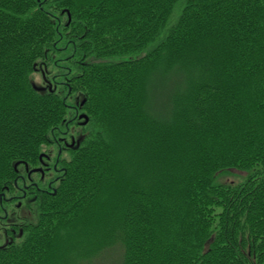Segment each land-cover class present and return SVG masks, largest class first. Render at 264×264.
Instances as JSON below:
<instances>
[{"label":"trees","instance_id":"obj_1","mask_svg":"<svg viewBox=\"0 0 264 264\" xmlns=\"http://www.w3.org/2000/svg\"><path fill=\"white\" fill-rule=\"evenodd\" d=\"M34 4V0H0V131L8 132V118H12L14 115L20 118L17 121L19 120L22 124L21 114L25 110H10L18 102L29 100L28 105L33 106L31 103L37 105L34 111H26L27 114H32L33 123L30 121L28 127L27 125L23 126L24 130L16 133L15 138L12 139L13 142H7L3 147L2 142L7 137L5 138V135L0 137V187L3 185V180L8 181L11 177L13 171L9 164L11 159H14L16 155H20L22 159H32L36 153V143L41 139V136L38 133L34 136L32 130L37 127L41 118L49 119L48 116L53 115L49 122L62 118L63 111L61 109L59 111L51 110L46 105L45 100H48L46 98H51L53 95L37 92L33 88L29 89L31 85L28 70L30 64L42 55L41 51L46 40L40 41L39 35L46 34L47 37L50 34L49 31L53 26V15L50 14L60 7H65V10L70 11L73 15V24L70 25L76 27L78 33L83 34L80 40L82 43L79 44L78 52L74 53L75 55L85 56L84 51L88 49L106 53L104 51L106 49L107 53L111 51L118 57H123L109 63H68L69 69H74L78 75L72 80L73 87L86 91L89 96L87 108L90 119L96 116L98 110L94 101L95 91L100 92L103 88V96L107 97L106 110L108 112L106 113L114 121L118 120L121 115L117 113L119 110L116 105L127 108L125 114L132 112L131 117L134 116V112L140 114V119H131V125L130 119H128L131 118L130 116H121L124 117L123 119H128L131 131L139 130L141 123L145 125L141 121L143 118H149L152 121L153 127L151 126L150 131L153 134L152 141L146 143L144 139L141 140V151L144 144L150 151H154L155 147L157 151L154 152L152 159L160 164L166 162L168 168L174 171V173H170L166 170L165 172L168 173H161L160 176H157L154 179L155 184H151L147 195L141 194L140 191L137 198L136 194L134 195L135 206L141 208L137 213L136 224L131 222L134 224L132 227L135 228V233L131 241L125 243L123 264L142 263V261L131 260L133 251L141 250L142 246L146 247L145 254L148 253L149 247L152 252L168 253L167 247L178 252L179 250L176 248L178 244L189 243L192 232L185 239L182 231L187 224L181 227V225L178 226L179 222L177 225L171 224V228L169 226L168 229L165 216L167 217L169 213L173 212L169 210V207L174 205L175 209L180 210L181 216L185 215V218H188L187 213L194 209L193 202L213 199L215 191L209 189L206 192L204 187L210 185L207 180L214 168L219 164L222 165L225 160L234 162L235 158H242V163L252 160H249L246 155L243 156L241 150L244 146L237 150L238 148H233L236 142L232 144L234 140L240 141L241 135H246L245 127H254L255 137H250V139L255 142V145L258 144L256 149L264 148L261 146L264 144V130L255 128L258 127L257 123L264 121V0H51L49 12L39 8L37 13L31 11ZM42 24H45L47 32L42 29ZM126 28H129L128 33L120 36L119 31L127 30ZM18 29L25 31V36L22 33L19 37V34H16ZM115 35L118 37L113 40ZM37 36H39V40ZM30 37L35 38L38 42L33 45L28 43ZM144 42L146 45H151L149 50L138 56L133 54L126 58L128 53H136L141 47L138 45ZM27 49L28 52H26ZM207 63L211 66L210 70ZM153 67H157L159 70L150 75V80H148L149 76L146 79L145 75L139 73L140 69L145 73L149 70L152 71ZM108 68L115 73L111 79H108L114 80V84L107 80L102 83L103 87H101V82L97 80L95 87L92 88L91 85H94V82H91V76H94V80L96 76L97 78L102 77L104 75L102 71L106 72ZM133 72L134 74L136 72L134 77ZM7 79L11 81L9 86L14 94H12L13 97L7 96L6 88L2 87ZM108 83L112 85L108 86ZM98 85L99 87H97ZM175 92L177 96H180L178 106L175 103L176 98L172 96ZM179 92L181 93L179 94ZM189 102L190 104H188ZM50 104L54 106V101ZM31 106L29 107L31 108ZM53 106H51L52 109ZM54 111H56L55 117ZM6 112L12 114L8 117ZM158 114L165 117L162 118ZM36 117H39L38 120ZM251 120L254 124L250 123ZM177 121L184 124L180 127ZM122 125L124 126V123ZM123 126L121 127L124 128ZM154 127L158 129H154ZM141 128L144 129V127ZM170 128H173L171 129L173 131L168 133ZM223 132L224 136L218 139ZM13 133L14 131H9L10 136ZM99 133L101 137L98 139L99 142L98 140L96 142L100 143L101 147H103L102 142L111 144L110 137H106L101 131ZM100 134L98 135L100 136ZM102 137H105L106 140ZM165 138H170L169 142H176L175 146L169 145L170 150L166 147L162 148L164 142L167 141ZM217 140L218 144L229 147L218 149ZM191 142L195 144H191ZM92 143H95V140L91 139L85 145L88 146ZM214 146H217V149H214ZM86 147L80 149L75 155L73 154L72 163H75L80 155L84 157L83 160L78 161L80 164L85 163V158L92 159V161L97 159L96 157L90 158V151ZM96 150L98 148L92 149L91 153H97ZM116 154L112 150L108 157H115ZM106 157L104 158L107 159L108 157ZM104 158L98 160H105ZM149 163L146 162L145 165L140 166L138 171L144 174V171L148 169L158 170L157 165L154 164L151 167ZM113 165L116 167L115 163ZM125 165L133 167V163ZM110 166H112L111 163ZM120 167H122L121 163L118 164V168ZM115 169H111L114 177L118 175V169ZM80 172L79 166H74L73 171L69 174L70 178H67L65 183L68 186L67 191L62 190L57 194L60 196L57 201L62 200L61 204H64L63 209L71 211L79 209V202H74L78 204L77 206L74 204L71 206L73 202H67V199L72 196L71 194L74 192L77 194V191H81L82 195L85 194L81 197L82 206L88 205L89 195L85 193L87 192L86 186L81 185L84 182L79 181V178L83 176V171L81 174ZM205 178L204 182L207 184L204 187L199 181L197 183L196 179L203 182ZM99 180L104 183L98 184L94 189L98 188L99 191L104 192L109 181L107 179L102 181V178ZM253 181L250 180L252 186L248 184L246 190L255 186L253 188L256 189L252 191V195H256L252 197L263 201L264 180L256 181L255 184ZM133 189L135 188L133 187ZM196 189L199 191L198 193ZM235 191L233 194H236ZM225 195L224 200L226 198L227 200L235 199L234 195L229 196L226 193ZM241 196H243L242 193L239 197ZM64 202H67V205ZM110 204L111 202L108 203V205ZM108 205H105L106 209H108ZM116 206L117 210H123L124 214L128 208V204L124 200H118ZM230 208L228 205L227 210ZM93 209L99 213L98 207H93ZM128 211L130 212V210ZM205 211L206 209L203 210V212ZM42 212L45 213V211ZM199 217L203 218L204 215ZM192 221H196V218ZM206 227L202 232L199 231L200 229L198 230L202 238L206 237L209 231L206 230ZM32 235L33 233L28 237L30 241H28L29 247L27 246L26 249H29L25 256L17 258L16 251L23 248L15 245L0 253V264H27L29 263L27 261H32L38 247L44 248L45 246L44 241H40L39 238L34 239L36 236ZM168 236L171 244L166 247L167 239L165 238ZM199 240L200 238L194 243L196 244L194 246L197 247L200 244ZM161 244L166 248L164 247L160 251L157 247ZM31 245L33 246L31 247ZM194 246L190 245V247ZM47 248L45 247V249ZM188 248L187 245V250L180 253L201 254L197 253L198 250ZM242 249L244 248L238 252ZM173 253L168 254L173 258L168 264H178V262L181 264L187 260V258H175ZM219 253L222 254L210 261H207V257L204 258L203 264H226L230 258L229 255H225L223 251ZM205 254L202 253L200 256ZM107 255L105 252L102 256H98L100 258H95V261L86 264H100L99 261L102 262ZM260 259L264 260V257Z\"/></svg>","mask_w":264,"mask_h":264},{"label":"rangeland","instance_id":"obj_2","mask_svg":"<svg viewBox=\"0 0 264 264\" xmlns=\"http://www.w3.org/2000/svg\"><path fill=\"white\" fill-rule=\"evenodd\" d=\"M34 1V9L32 8L31 11L37 13L39 8L45 12L51 10V0ZM50 15H53V26L49 31L50 34L47 37L46 34L39 35L41 38L40 41L46 40L41 51L42 55L30 64V69L28 70L29 83L31 85L29 89L33 88L37 92L53 95L51 98H46L48 99L45 100L46 105H48V108L51 110L56 109V111H59V109H61L63 111L62 118L54 122H49L52 120L50 118L53 115L48 116L49 119L41 118L37 127L32 130L34 136L37 135L36 133L41 136V139L39 141L37 140L35 148L36 153L32 159H22L20 155H16L14 159L8 160L13 171L10 179H8V181L3 180V185L0 187V253L6 248L17 245L23 248L17 250V253L15 252L17 258L25 256L29 249H26L28 241H30L28 237L33 233L32 236H36L34 239L39 238L40 241H44L45 246L44 248L38 247L32 261L26 260L29 262L27 264H86L95 261V258H100L98 256H102L105 252L108 255L105 256L102 262L99 261L100 264H123L124 247H126L125 243L127 241L130 242L135 233V228L132 227L134 224L131 222H135L136 224L137 213L140 212L139 209L141 208L134 204L138 197L137 194L139 191L141 194H148V190H150L149 187L152 183L155 184L154 179L157 176H160L161 173H168L165 172L166 170L170 173H174V171L168 168L166 162L165 164H160L152 159L154 158V152L157 151L155 147L154 151H150L146 144H144L143 150L141 151V140L144 139L146 143L152 141L151 137L153 134L150 133L153 127V125H151L152 121L148 117V119L141 118V121H143L145 125L141 123L140 126L144 127V129L139 127V130L131 131L129 128L131 119H140L141 116L134 111V116L132 117V112L125 114L127 108L124 106L121 107V105H116V108L119 110L117 113L121 115L118 120L115 119L114 121V119L110 118L108 113H106L108 112V110H106L107 97L103 96V88L100 92L98 91L99 93L95 91L96 96L94 101L98 110L96 116L90 119L89 110L87 108L89 104V100L87 99H89V96L86 94V91L73 87L72 80L78 75L75 73L74 69H69L70 66L68 63H109L113 60L122 59L123 57H118V55H115L111 51L107 53L108 50L106 49H104L106 53L88 49L84 51L85 56H80L79 54L75 55L74 53L78 52L77 48L79 44L82 43L80 40L83 34L78 33V29L70 25L71 23L73 24V15L70 11L65 10V7L56 9ZM44 26L45 24L42 29L47 32L48 29ZM126 29L127 30L121 29L119 31L120 36H124L123 34L128 33L129 28ZM18 30L16 34H19V37H21L20 34L22 33L25 36V31L21 29ZM119 33L117 32V35H119ZM117 35L113 37V40L115 38L117 39ZM39 36H37L38 40ZM35 42L38 41L33 37H30V40L28 39V43L32 45ZM138 46H141L138 48V51L136 53H128L126 58L133 54H137L138 56L139 54L145 53L146 50L150 49L151 45H146L144 42ZM28 49L26 52H28ZM81 53H83V51H81ZM207 66L210 70V64L207 63ZM107 70L106 72L108 73L103 70L102 74L104 75L99 78L96 76L95 80L94 76H91L92 78L90 77L91 82H94V85H91L92 88L95 87L97 80L101 82V87H103L102 83L114 76L113 74L115 73L112 69L108 68ZM140 70L139 73L145 75L146 79L148 78L147 76H149L148 80H150V75H153L159 69L153 67L152 71L149 70L145 73L142 69ZM80 74L79 72V75ZM135 74L133 72V77ZM137 75L139 76V74ZM113 81L114 80L110 82L114 84ZM10 82L11 81L7 79L2 87L6 88L5 94L8 93L7 96L13 97L14 94L9 86ZM112 84L108 83V86ZM97 87H99V85ZM25 92H27V89H25ZM180 93L181 92H179V94ZM171 94L170 91V95ZM172 96L176 98L175 103H177L178 106L180 96H177L176 92L175 94L173 93ZM5 98L7 97L5 96ZM52 101H54V106L50 104ZM28 104L29 100L18 102L16 106L10 109H13V111L25 110L21 114V119L23 120L22 124L19 120L17 121V119H20L18 116L14 115V117L12 116V118H10L9 115L12 113L6 112L9 117L7 122V124H9L8 132L5 131V133H3L0 131V137L2 135H5V138L7 137L2 142L3 147L7 142H13L12 139L15 138L16 133L22 129L24 130L23 126L27 125L28 127L30 121L33 123L32 114H27L26 111H34L37 105L31 103L33 105L31 106ZM188 104H190V102ZM61 105L63 109L62 107L60 108ZM29 106H31V108ZM51 106L54 108L52 109ZM150 108L152 109L151 106ZM153 108L155 109L156 107ZM129 109L131 110V108H128V110ZM56 111L53 112L54 117L56 116ZM155 112H157V110H155ZM127 115L131 117L128 118L130 119V125L128 124L127 118L123 119L124 117H121H126ZM159 116L162 118L165 117L164 115ZM38 118L39 117H36L37 120ZM122 119L123 122L121 121ZM253 120L256 122L255 119ZM14 123H16L17 126L14 125ZM123 123L124 126L122 125ZM250 123H252V120ZM177 124L181 127L184 123L181 122L180 124L177 121ZM257 124L258 127H255L256 129L261 128L264 130V127H262L264 126V121ZM245 128L246 131H244L246 135H241V140H234L232 144L236 142L233 148H238L237 150H240L241 146H244L241 150L243 156L246 155L249 157V160H252L248 163H242V158H235L236 161L234 162L225 160L222 165L219 164L214 168V171L210 172L207 180L208 184H210L208 187H204V185L207 184L204 182L207 177L203 182H201L202 180L196 179L197 183L199 181V183L202 184L206 192L210 189L215 191V193L213 194L212 200L193 202L194 209L191 210L190 213H187L188 218H185V215L181 216L180 210L175 209L174 205L169 207V210L173 212L169 213L167 217L165 216V218H167L168 229L169 226L171 228V224L173 223L177 225V222H179L178 226L181 225V227L187 224V229L185 227L182 231V235H185V239H187V236L192 232L191 241L189 242L191 244H178L179 247H176L179 250L178 252L172 249L170 250L169 247H167L171 244V240L168 236V238H165L167 239L165 243L167 248L163 244L157 247L160 251L165 247L168 253H164L163 251H161V253L157 251L152 252V249L150 251L149 247L148 253L145 254L146 247L142 246V248H140L141 250L133 251L131 260H134V262L142 261L140 264H168L173 259L168 254L175 251L176 253H173L175 258H187V260L183 261L181 264H203L204 258L207 257V261H210L222 254L219 252L223 251L225 255H229L230 257L226 264L233 262L236 264H264V260L260 259L264 257V200L262 199L263 201H260L258 198L252 197L256 195H252V191L256 189L253 188L255 186L246 190L248 184L252 186L250 180H254V184L256 181L259 182L262 181V179L264 180V148L258 149L260 148L258 147L256 149L258 144L255 145V142L250 139V137H255L254 134L256 132L254 131V127ZM154 129L158 128L154 127ZM171 129L173 128H170L167 132L171 133L173 131ZM161 130H163V128H161ZM9 131H14V133L10 136ZM99 131L103 132L106 137L111 138V144H104L102 142L103 147H101L99 145L100 143L96 142L101 137ZM98 134H100V136ZM223 136L224 132L218 139ZM91 139L92 141L95 140V143L88 146L87 144L85 145V143ZM102 139L106 140L105 137H102ZM168 139H166L167 141L164 142L162 148L166 147L170 150L169 145L175 146L176 142H169ZM214 139L216 140V138ZM216 143L220 150L229 147L228 145L223 146L222 144H218V140ZM191 144L195 143L191 142ZM261 146H264V144ZM85 147L90 151V158L96 157L97 159H93L92 161V159L88 160L85 158V163L80 164L78 161L83 160L84 157L79 154L80 156H78L77 161L72 163L73 154L75 155V153ZM94 148H98V150H96L97 153L93 154L91 151ZM214 149H217V146H214ZM112 150L114 153H117L115 156L116 159L115 157H108V154L111 153ZM119 150L121 153L118 152ZM99 158H104L105 160H98ZM149 161L151 162L149 163ZM146 162H148L151 167L154 164L157 165L156 168L158 170L148 169L142 174L138 170L139 167L145 165ZM110 163L112 166H110ZM114 163L116 167L113 165ZM120 163L122 167L118 168V164ZM130 163H133V167L131 168L125 165ZM77 165L81 169V172L83 171V176L79 178V181L84 182L81 185L86 186L85 189L87 192L85 193L89 195V199L87 200L88 205L86 204V208L82 206L83 200L81 199L85 194L83 193L82 195V193H80L81 191H77V194H75V192L72 193V191V194L70 193L72 196L67 199V202H73L71 206L73 204L77 206L78 204L74 202H79L81 207L79 206L77 211H71L63 209L64 204H61L62 200L59 202L57 201L60 197L57 194L62 190L67 191L66 189L68 186L65 184L66 180L70 178L69 174L73 171V167ZM110 168L118 169V175L114 177V173ZM100 178H102V181L104 179L109 181L104 192L99 191L98 188L94 189L98 184L104 183L99 180ZM133 187L135 189H133ZM8 188L9 190L5 191ZM233 191H235L236 194H233ZM196 192L198 193L199 191L196 189ZM225 193L229 196L234 195L236 200H227V198L224 200L226 197ZM241 193L245 197H239ZM135 194L136 198H133ZM8 198H11L10 201L7 200ZM118 200H124V202L128 204L125 214L123 210H117L116 202ZM67 202L64 203L67 205ZM110 202L111 204L108 205ZM106 204L108 205V209H106ZM228 205L231 207L229 210H227ZM93 207H98L99 213H96ZM204 209H206L205 212H203ZM128 210H130V212ZM42 211H45V213ZM198 215H204V219L202 217L200 218ZM195 218L196 221L193 222L192 220ZM195 224L197 226H194ZM205 226H207L206 230L208 229L209 231L207 236L202 238L200 237L202 235H200L199 231L202 232ZM199 238L200 244L196 247L194 243H196ZM25 244L26 246L24 247ZM187 245L189 247L188 249L193 248L196 251L198 250L197 253L206 254L200 256L201 254L189 255V253H187V255L180 253L187 250ZM190 245L194 247H190ZM32 246L33 245H31V247ZM45 247L48 248L45 249ZM241 248L244 249L238 252ZM95 251L97 252L95 253ZM178 264L180 263L178 262Z\"/></svg>","mask_w":264,"mask_h":264},{"label":"flooded vegetation","instance_id":"obj_3","mask_svg":"<svg viewBox=\"0 0 264 264\" xmlns=\"http://www.w3.org/2000/svg\"><path fill=\"white\" fill-rule=\"evenodd\" d=\"M38 169H40V168H38ZM39 171H41V170H39ZM6 188H7V186H6ZM7 190H9V188L8 189H6L5 191H7ZM11 199V198H10ZM10 199L8 198L7 200H9L10 201ZM3 204V203H2Z\"/></svg>","mask_w":264,"mask_h":264},{"label":"bare ground","instance_id":"obj_4","mask_svg":"<svg viewBox=\"0 0 264 264\" xmlns=\"http://www.w3.org/2000/svg\"><path fill=\"white\" fill-rule=\"evenodd\" d=\"M189 98V97H188Z\"/></svg>","mask_w":264,"mask_h":264}]
</instances>
